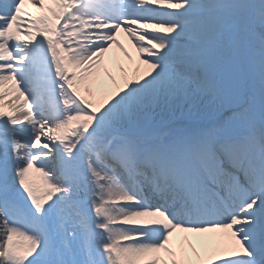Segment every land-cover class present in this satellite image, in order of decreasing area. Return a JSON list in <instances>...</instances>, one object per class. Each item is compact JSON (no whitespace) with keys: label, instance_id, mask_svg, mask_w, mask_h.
Instances as JSON below:
<instances>
[{"label":"snow or ice","instance_id":"1","mask_svg":"<svg viewBox=\"0 0 264 264\" xmlns=\"http://www.w3.org/2000/svg\"><path fill=\"white\" fill-rule=\"evenodd\" d=\"M0 264H264V0H0Z\"/></svg>","mask_w":264,"mask_h":264},{"label":"bare ground","instance_id":"2","mask_svg":"<svg viewBox=\"0 0 264 264\" xmlns=\"http://www.w3.org/2000/svg\"><path fill=\"white\" fill-rule=\"evenodd\" d=\"M118 39L124 45V48L132 54L133 61H135L137 54L135 52V48L133 47L131 41H129V39L123 32L118 34ZM106 58L107 59L105 61V68L107 69V71L101 72L100 79L102 81L103 87L98 91L97 93L98 97L111 94L115 90L116 85L122 83L124 72H122L121 69H124L129 75H131V71L133 68V62H130L125 57L124 52H122L115 45H113L112 48L109 50V52L106 54ZM108 72H110L112 76L116 78L115 84L109 78L107 74ZM184 235H187L189 239L193 242V244L199 246V242L201 239L212 237L215 234L206 233L198 236L196 234H191V233H177L173 240V246L179 244L180 237Z\"/></svg>","mask_w":264,"mask_h":264}]
</instances>
